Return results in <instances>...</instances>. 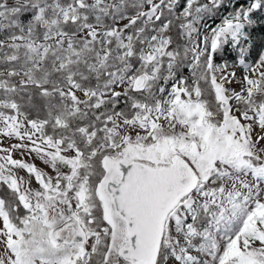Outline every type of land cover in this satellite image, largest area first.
Returning a JSON list of instances; mask_svg holds the SVG:
<instances>
[{
    "label": "snow or ice",
    "instance_id": "1",
    "mask_svg": "<svg viewBox=\"0 0 264 264\" xmlns=\"http://www.w3.org/2000/svg\"><path fill=\"white\" fill-rule=\"evenodd\" d=\"M231 3L0 0V264H264V0Z\"/></svg>",
    "mask_w": 264,
    "mask_h": 264
},
{
    "label": "trees",
    "instance_id": "2",
    "mask_svg": "<svg viewBox=\"0 0 264 264\" xmlns=\"http://www.w3.org/2000/svg\"><path fill=\"white\" fill-rule=\"evenodd\" d=\"M241 3H246V0H240ZM236 4V0H232L231 4H227L225 8L221 9V11L217 14L215 21H219L220 18L227 13V11L231 10L233 5ZM211 21V20H210ZM213 22V21H211ZM257 42H259L261 35H264V25L257 26L256 32L254 33Z\"/></svg>",
    "mask_w": 264,
    "mask_h": 264
},
{
    "label": "rangeland",
    "instance_id": "3",
    "mask_svg": "<svg viewBox=\"0 0 264 264\" xmlns=\"http://www.w3.org/2000/svg\"><path fill=\"white\" fill-rule=\"evenodd\" d=\"M219 22H220V20L219 21H215V23H219ZM208 23H209L210 26L213 24V22H211V21H209ZM36 163L38 164V166L43 167V165L41 164V162L39 160H37Z\"/></svg>",
    "mask_w": 264,
    "mask_h": 264
}]
</instances>
